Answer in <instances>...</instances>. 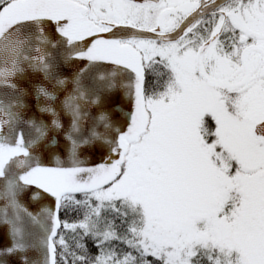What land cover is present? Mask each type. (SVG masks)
<instances>
[{
  "label": "snow or ice",
  "instance_id": "6c2138e0",
  "mask_svg": "<svg viewBox=\"0 0 264 264\" xmlns=\"http://www.w3.org/2000/svg\"><path fill=\"white\" fill-rule=\"evenodd\" d=\"M0 241V264H264V0H0Z\"/></svg>",
  "mask_w": 264,
  "mask_h": 264
},
{
  "label": "water",
  "instance_id": "95a60500",
  "mask_svg": "<svg viewBox=\"0 0 264 264\" xmlns=\"http://www.w3.org/2000/svg\"><path fill=\"white\" fill-rule=\"evenodd\" d=\"M122 108L123 110L126 112L128 111L129 105L127 104V102H123L122 103ZM121 115L120 113H117L114 115V119H120ZM86 157L89 158V165H94L95 163H99L100 162V152L97 150L95 152H90V153H86L85 154ZM42 163H44L46 166H53L54 161L51 159V156L49 153H44L43 157H42ZM35 189H32L28 192L23 193L20 196V199L23 203H25L31 210L35 211L38 207H39V203H51V198L45 196V199L43 201H40L39 203L33 202L30 200V194L31 191H34ZM4 241H0V243H3ZM30 256L35 255V253H29ZM8 259V264H19L17 258L15 257H10L7 258Z\"/></svg>",
  "mask_w": 264,
  "mask_h": 264
},
{
  "label": "trees",
  "instance_id": "16d2710c",
  "mask_svg": "<svg viewBox=\"0 0 264 264\" xmlns=\"http://www.w3.org/2000/svg\"><path fill=\"white\" fill-rule=\"evenodd\" d=\"M62 218H63V214H62ZM88 247H89L90 251H91L93 254H95L96 249H95L94 247H92V244H91L90 241L88 242Z\"/></svg>",
  "mask_w": 264,
  "mask_h": 264
}]
</instances>
